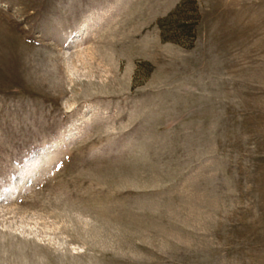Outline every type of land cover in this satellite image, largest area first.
Listing matches in <instances>:
<instances>
[{"label": "rangeland", "instance_id": "obj_1", "mask_svg": "<svg viewBox=\"0 0 264 264\" xmlns=\"http://www.w3.org/2000/svg\"><path fill=\"white\" fill-rule=\"evenodd\" d=\"M0 264H264V0H0Z\"/></svg>", "mask_w": 264, "mask_h": 264}]
</instances>
